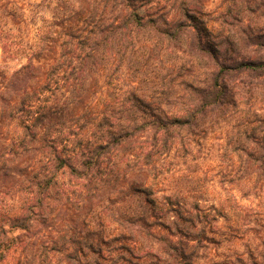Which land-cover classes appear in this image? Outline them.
Segmentation results:
<instances>
[{
  "label": "trees",
  "instance_id": "1",
  "mask_svg": "<svg viewBox=\"0 0 264 264\" xmlns=\"http://www.w3.org/2000/svg\"><path fill=\"white\" fill-rule=\"evenodd\" d=\"M166 2L0 0V264H195L192 218L155 233L171 226L144 179L221 124L238 168L264 177V0L213 21L201 0ZM127 177L113 233L99 215L76 229ZM55 212L74 224L57 236Z\"/></svg>",
  "mask_w": 264,
  "mask_h": 264
},
{
  "label": "rangeland",
  "instance_id": "2",
  "mask_svg": "<svg viewBox=\"0 0 264 264\" xmlns=\"http://www.w3.org/2000/svg\"><path fill=\"white\" fill-rule=\"evenodd\" d=\"M10 1L37 4L42 0ZM160 1L163 6L167 3V0ZM228 3L229 0H201L205 19L213 21ZM41 16L48 17L49 11L43 9ZM233 124L234 121L221 124L189 141L185 148L175 146L157 161L156 177L147 176L144 179L156 204L153 216L171 226L170 233L150 226L155 233L167 236L172 233L175 238L177 233L171 225L172 220L182 223L177 216L179 213L183 218L187 215L192 218L195 229L190 236L196 240L191 244L198 245L195 264H264V177L245 173L238 168L233 154L226 150L227 134ZM139 159L141 161L142 157ZM72 181L64 176L59 183L67 182V186L72 184L76 187ZM130 181L128 177L123 178L116 189L105 193L98 203L94 202L96 205L88 204L82 213L79 211L76 229L90 219L88 215H99L105 231L113 233L114 218L107 219V214L111 209L113 212L128 206V193L125 191ZM1 198L4 204L12 203L6 196ZM104 208L110 210L104 213ZM72 212L77 214L73 209ZM64 218L67 220V216ZM59 219V214L55 212L54 225L49 229L51 235L57 236L56 232H60L62 226L74 225H67ZM155 221L152 219L149 222ZM53 264H61L59 256Z\"/></svg>",
  "mask_w": 264,
  "mask_h": 264
}]
</instances>
